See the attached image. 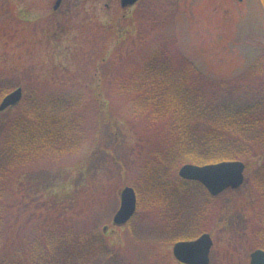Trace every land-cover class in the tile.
<instances>
[{
  "label": "rangeland",
  "instance_id": "rangeland-1",
  "mask_svg": "<svg viewBox=\"0 0 264 264\" xmlns=\"http://www.w3.org/2000/svg\"><path fill=\"white\" fill-rule=\"evenodd\" d=\"M55 2L0 0V78L7 87H20L22 96L28 88L66 92L87 103L74 112L83 131L78 151L57 156L54 143L53 150L14 170L16 182L6 189L21 220L11 237L24 220L40 216L49 219L51 236L75 232L76 240H90L89 264H178L171 239L188 240L202 227L213 242L210 264H249L256 240L264 239V188L258 193L251 185L259 156L243 161L245 184L238 190L207 201L200 188L179 184L178 205L150 207L147 215L137 208L122 227L112 219L121 190L138 185L161 148L144 132L147 122L134 117L120 92L121 77L157 48L182 63L178 50L203 75L206 94H228L236 105L255 103L264 97L260 0H139L128 8L119 0H62L54 11ZM218 82L229 83L228 89H216ZM241 87L249 93L236 94ZM13 108L0 112V128ZM155 129L165 138L163 123ZM168 177L179 182L177 171Z\"/></svg>",
  "mask_w": 264,
  "mask_h": 264
},
{
  "label": "trees",
  "instance_id": "trees-1",
  "mask_svg": "<svg viewBox=\"0 0 264 264\" xmlns=\"http://www.w3.org/2000/svg\"><path fill=\"white\" fill-rule=\"evenodd\" d=\"M260 2L264 9V0ZM162 50L155 49L136 71L121 77L120 92L130 101L134 117L147 122L145 127L141 125L144 132L152 134L161 147L154 151L152 163L134 187L138 209L147 215L150 207L158 210L162 205H178V186L195 184L174 182L168 176L184 164L243 162L249 156H259L261 166L251 185L260 193L264 188V97L252 104L236 105L228 94H206L203 75L178 50L175 53L182 63L171 60L172 53ZM3 81L0 78V100L11 90ZM217 85L219 91L229 87V83ZM235 92L249 93L246 87ZM86 104L80 95L39 94L38 89L28 88L8 124L0 128L4 132L0 144V264H89L94 258L90 240H76L75 232L51 236L49 219L40 220V216L24 220L12 238L10 231L21 216L17 211L12 213L14 203L9 200L13 193L6 189L7 184L16 182L14 170L53 150L54 143L58 145L57 156L79 150L83 131L74 112ZM158 123H163L165 138L156 132ZM205 196L207 201L212 199ZM260 209L264 220V209ZM256 217L260 220L261 212ZM204 232L201 227L189 238ZM182 240L187 238L174 237L171 244ZM256 241L257 248L264 250V239Z\"/></svg>",
  "mask_w": 264,
  "mask_h": 264
},
{
  "label": "water",
  "instance_id": "water-1",
  "mask_svg": "<svg viewBox=\"0 0 264 264\" xmlns=\"http://www.w3.org/2000/svg\"><path fill=\"white\" fill-rule=\"evenodd\" d=\"M138 0H120L122 8L133 6ZM241 1V0H237ZM61 0H57L53 9L56 10ZM21 99L18 89L5 98L0 104V112L16 105ZM244 165L240 162H221L206 166L184 165L178 176L187 181L201 184L212 197H216L227 189H237L244 180ZM136 208V197L131 188H124L120 193V206L113 217V224L121 226L133 216ZM212 241L207 234L193 241L178 242L173 246L174 258L181 264H209ZM249 264H264V251L256 250L250 255Z\"/></svg>",
  "mask_w": 264,
  "mask_h": 264
}]
</instances>
